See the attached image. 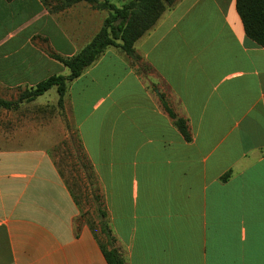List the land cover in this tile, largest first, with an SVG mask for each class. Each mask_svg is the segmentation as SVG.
I'll return each instance as SVG.
<instances>
[{"label":"crops","instance_id":"1","mask_svg":"<svg viewBox=\"0 0 264 264\" xmlns=\"http://www.w3.org/2000/svg\"><path fill=\"white\" fill-rule=\"evenodd\" d=\"M62 5L0 0V100L69 76L53 57L76 56L109 15ZM135 49L136 66L110 48L69 85L84 201L102 207L126 264H264V49L236 0H180ZM58 100L54 88L0 108V264H108L51 150L70 137L49 116Z\"/></svg>","mask_w":264,"mask_h":264},{"label":"trees","instance_id":"2","mask_svg":"<svg viewBox=\"0 0 264 264\" xmlns=\"http://www.w3.org/2000/svg\"><path fill=\"white\" fill-rule=\"evenodd\" d=\"M6 1L12 2L13 0ZM47 1L43 0L45 4ZM59 1L63 2L61 8L72 7L79 3H87L96 10L108 11L109 15L105 19L101 31L76 56L72 58L53 57L70 70L69 76L50 77L39 83L35 88L23 92L17 102L0 100V108L11 109L21 102H34L39 97L56 88L59 95L58 107L67 124L64 105L69 85L80 78L88 68L96 64L110 48L120 50L136 66L142 60L135 49L137 42L148 34L158 24L163 14L174 8L180 0H123L121 6L111 4L108 0ZM236 9L244 26L246 36L264 49V0H236ZM137 72L140 73V70H137ZM163 105L169 116L175 120V124L183 137L187 141H191L186 121L179 119L165 101H163ZM67 129L70 132L68 125ZM85 168L87 170L88 165ZM59 172L64 179V173L60 169ZM228 177L229 175L224 180ZM65 182L67 183L66 180ZM67 185L69 186L68 183ZM69 188L71 189L70 186ZM73 197L77 204L80 205L79 199L74 192ZM96 212L100 219L99 225L102 236H105V242L101 241L100 246L107 263L126 264L119 249L115 247L109 223L103 221L102 207H98ZM90 227L95 231V225H91Z\"/></svg>","mask_w":264,"mask_h":264},{"label":"rangeland","instance_id":"3","mask_svg":"<svg viewBox=\"0 0 264 264\" xmlns=\"http://www.w3.org/2000/svg\"><path fill=\"white\" fill-rule=\"evenodd\" d=\"M152 79L159 84V81L156 79L155 74L149 72L148 73ZM161 83L159 84V86ZM56 96V92H51L48 96L49 99ZM50 114L49 116L52 118H56L57 115H60L61 111L58 107V104L53 106H49ZM69 111V110H68ZM68 117L70 121L67 120V125L70 129V137L60 143L52 150V153L55 155V159L57 162L58 168L64 173V179L67 181L69 186L74 190L78 199L81 202L80 208V217L78 219L80 224H88L89 226L95 225L97 231L100 230L99 220L97 213L95 212L94 206L91 203L89 205V201H92L88 198V200L84 201L82 197V190L80 186V180L83 177L82 172L86 171L87 161L85 159L84 152L82 151V147L80 144V140L75 132V127L73 126V121L71 119V114L68 113ZM68 119V118H67ZM66 126V125H65ZM83 179L81 180V182ZM101 241H103V236H101Z\"/></svg>","mask_w":264,"mask_h":264}]
</instances>
